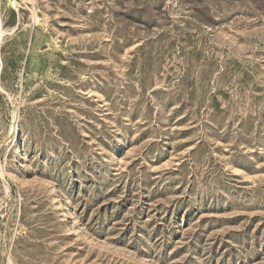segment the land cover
Instances as JSON below:
<instances>
[{
  "label": "rangeland",
  "instance_id": "obj_1",
  "mask_svg": "<svg viewBox=\"0 0 264 264\" xmlns=\"http://www.w3.org/2000/svg\"><path fill=\"white\" fill-rule=\"evenodd\" d=\"M0 264H264V0H0Z\"/></svg>",
  "mask_w": 264,
  "mask_h": 264
},
{
  "label": "bare ground",
  "instance_id": "obj_2",
  "mask_svg": "<svg viewBox=\"0 0 264 264\" xmlns=\"http://www.w3.org/2000/svg\"><path fill=\"white\" fill-rule=\"evenodd\" d=\"M53 199H54V201H57L61 205V207H63L62 209L64 210L66 219L70 220V223L72 224V220H71L70 214L67 211V208L65 207V205L62 203V198L60 196L59 191L55 192V198H53Z\"/></svg>",
  "mask_w": 264,
  "mask_h": 264
}]
</instances>
